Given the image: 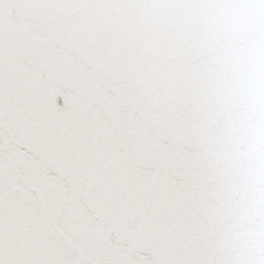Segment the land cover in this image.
<instances>
[{"label": "snow or ice", "instance_id": "1", "mask_svg": "<svg viewBox=\"0 0 264 264\" xmlns=\"http://www.w3.org/2000/svg\"><path fill=\"white\" fill-rule=\"evenodd\" d=\"M0 264H264V0H0Z\"/></svg>", "mask_w": 264, "mask_h": 264}]
</instances>
